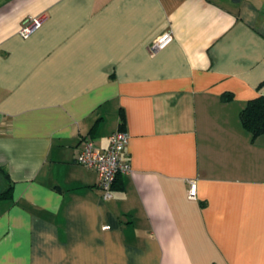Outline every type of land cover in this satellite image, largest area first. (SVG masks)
<instances>
[{"label": "crops", "instance_id": "0c3cea01", "mask_svg": "<svg viewBox=\"0 0 264 264\" xmlns=\"http://www.w3.org/2000/svg\"><path fill=\"white\" fill-rule=\"evenodd\" d=\"M259 95L264 0H0V264H264ZM118 129L131 170L104 201L75 158Z\"/></svg>", "mask_w": 264, "mask_h": 264}, {"label": "built area", "instance_id": "2783aa9c", "mask_svg": "<svg viewBox=\"0 0 264 264\" xmlns=\"http://www.w3.org/2000/svg\"><path fill=\"white\" fill-rule=\"evenodd\" d=\"M44 16L25 19L18 29L22 38L29 37L43 22ZM173 40L171 31H163L150 44V51L164 49ZM128 141V134L124 130H115L108 136V145L104 148L97 146L90 138H84L76 153V162L96 172L97 186L100 198L109 201L113 197L112 186L118 173H130V164L123 160L122 153ZM196 181L189 182L188 197L195 198ZM108 228L104 226V229Z\"/></svg>", "mask_w": 264, "mask_h": 264}, {"label": "trees", "instance_id": "16d2710c", "mask_svg": "<svg viewBox=\"0 0 264 264\" xmlns=\"http://www.w3.org/2000/svg\"><path fill=\"white\" fill-rule=\"evenodd\" d=\"M229 93H224L221 98L223 100L229 97ZM241 120L244 127L255 137L264 132V95H259L247 101L245 107L241 111ZM118 173L113 183L112 190L115 189V183L118 179ZM12 190V180L8 173L0 168V198L10 196Z\"/></svg>", "mask_w": 264, "mask_h": 264}, {"label": "water", "instance_id": "95a60500", "mask_svg": "<svg viewBox=\"0 0 264 264\" xmlns=\"http://www.w3.org/2000/svg\"><path fill=\"white\" fill-rule=\"evenodd\" d=\"M231 1H233V2H238L239 0H231Z\"/></svg>", "mask_w": 264, "mask_h": 264}]
</instances>
